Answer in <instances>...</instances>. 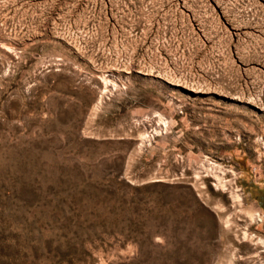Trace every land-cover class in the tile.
Segmentation results:
<instances>
[{
    "label": "rangeland",
    "instance_id": "1",
    "mask_svg": "<svg viewBox=\"0 0 264 264\" xmlns=\"http://www.w3.org/2000/svg\"><path fill=\"white\" fill-rule=\"evenodd\" d=\"M0 264H264V0H0Z\"/></svg>",
    "mask_w": 264,
    "mask_h": 264
},
{
    "label": "bare ground",
    "instance_id": "2",
    "mask_svg": "<svg viewBox=\"0 0 264 264\" xmlns=\"http://www.w3.org/2000/svg\"><path fill=\"white\" fill-rule=\"evenodd\" d=\"M218 179V178H217ZM220 179V178H219ZM237 198L239 199L240 197L239 196H237Z\"/></svg>",
    "mask_w": 264,
    "mask_h": 264
},
{
    "label": "built area",
    "instance_id": "3",
    "mask_svg": "<svg viewBox=\"0 0 264 264\" xmlns=\"http://www.w3.org/2000/svg\"><path fill=\"white\" fill-rule=\"evenodd\" d=\"M238 190H239V188H238Z\"/></svg>",
    "mask_w": 264,
    "mask_h": 264
}]
</instances>
